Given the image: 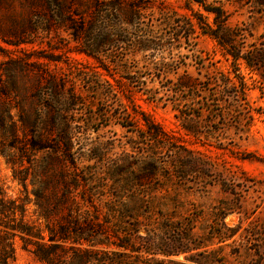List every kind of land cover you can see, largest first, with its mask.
I'll use <instances>...</instances> for the list:
<instances>
[{"label":"rangeland","instance_id":"obj_1","mask_svg":"<svg viewBox=\"0 0 264 264\" xmlns=\"http://www.w3.org/2000/svg\"><path fill=\"white\" fill-rule=\"evenodd\" d=\"M129 1L146 7L133 33L141 28L156 44L100 50L146 77L144 93L126 75L100 81L96 61L82 52L104 25L96 5L106 16ZM206 1L228 15V53L199 28L189 40L180 32L195 15L213 22L187 0H0V185L27 201L31 225H44L36 193L69 197L54 225L61 217L69 227L71 210L95 221L81 236L69 229L61 264H264V0ZM240 51L246 60L235 63ZM159 65L171 73L160 78ZM185 77L196 81L194 94L172 93ZM226 77L244 79L246 96L224 87ZM70 91L78 94L68 114L75 164L52 148L61 95ZM146 121L164 138L150 140ZM16 172L28 178L29 199ZM14 242L12 264H45ZM77 248L86 261L75 259Z\"/></svg>","mask_w":264,"mask_h":264},{"label":"trees","instance_id":"obj_2","mask_svg":"<svg viewBox=\"0 0 264 264\" xmlns=\"http://www.w3.org/2000/svg\"><path fill=\"white\" fill-rule=\"evenodd\" d=\"M187 1L189 5L195 3L202 7L206 13L213 15V22H210L209 17L204 15H201V17L195 15V19L187 18L178 25L180 32L182 34H187L185 38L189 40L193 30L199 28L203 34L211 36L217 40L219 45L226 49L228 53L227 48L231 44V40L226 39L223 35V30L226 28L228 21V15L224 7L222 5L208 4L206 0ZM144 10H146V7L129 1L124 6H112L111 9H109L108 14L104 16L102 14V8L99 5H96L94 16L101 18L104 25L99 29L98 34L93 37L92 44L89 45L90 49H85L82 52L96 61L98 70L95 73L100 81H103V76H109L115 82L119 83L115 76L123 78V76L126 75L125 78L128 80L129 84L134 85V87L138 88L140 92H148L149 88L146 77L141 75L138 71H135L134 73L129 67H123L120 60L110 63V60L108 61V59H112L114 54L103 53L100 50V47L103 44L112 45L118 43L139 46L142 47L143 50H150L153 48L152 46L156 44V41L152 35L146 33L147 31L140 28L138 30V32L141 33L140 35H135V33H133V28L137 29L139 26L138 24L143 19ZM120 14L123 17H121ZM202 18L206 19L208 23H204ZM92 31L93 27L88 34L89 36L92 34ZM77 40H79L78 37ZM240 59L246 60L242 51L237 55H234L235 63L239 62ZM248 66L253 67L252 65ZM113 71L114 74L112 75L111 73ZM158 72H160V78L161 76L167 77L168 74L171 73V69H169V65H159ZM195 82L196 81L185 77L177 84L179 88L175 89L174 87H171V91L175 95L180 92L183 94L186 90H189L194 94L198 89ZM223 82L224 87H233L234 92L238 94V96H246L248 89L244 79H240L239 85L233 80H228V77H226ZM112 86L114 87L115 85L112 84ZM154 93L157 94L156 92ZM77 97L78 94L75 91H70L61 95V104H63V109L61 110V131L57 133L55 145L52 147L56 151L60 150L62 155H64L65 161L72 162V164H75V157L72 152L75 133L74 128L72 127V122L68 118V114L70 112V106L78 103ZM218 101H220V99ZM176 109L180 111L178 107H176ZM181 112L183 113V111ZM201 114L202 113L199 112L197 118L200 119ZM184 115L185 117L187 116V118H191L190 121L194 119L192 114ZM146 126L150 140L159 141L164 138L165 133L159 127L153 125L149 121H146ZM185 128L190 132L188 127ZM40 141L45 142V140ZM40 143H35L34 145L38 150H44L50 147V145H46L47 143ZM57 161L61 163V159H58ZM59 174L60 181H58V183L61 184V173ZM24 175L25 174L22 172L15 173L16 178L19 179L26 189L27 198L29 199L28 178ZM67 190H69V188ZM35 196L36 211L40 217L39 219L44 220V225L41 224L37 226L28 223V221H26L27 201L8 197L0 185V264H12V260L15 258L14 240L16 237H19L22 240L24 247L32 251L39 261L45 264H61V241L67 242L71 240V238L68 237L71 234V230L69 229L74 228L75 234L81 236L88 232L85 230L87 227L90 229L93 228V224H95L93 216L92 218L83 215L74 217L73 214H77V211L74 213L72 210L64 218L69 227L65 228L61 226V217L54 225L52 216L61 211V205L66 204V200L69 202L70 199L67 195L62 198L61 195L58 194L54 196V198H48L36 193ZM224 218L225 215L222 216V219ZM83 225H85L84 228H81ZM87 254V250L77 248L75 251V259L84 262L87 260Z\"/></svg>","mask_w":264,"mask_h":264}]
</instances>
